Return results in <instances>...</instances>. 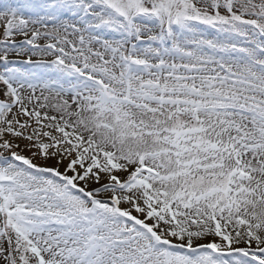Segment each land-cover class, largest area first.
<instances>
[{
    "label": "snow or ice",
    "instance_id": "snow-or-ice-1",
    "mask_svg": "<svg viewBox=\"0 0 264 264\" xmlns=\"http://www.w3.org/2000/svg\"><path fill=\"white\" fill-rule=\"evenodd\" d=\"M0 29V264H264V0H0Z\"/></svg>",
    "mask_w": 264,
    "mask_h": 264
},
{
    "label": "rangeland",
    "instance_id": "rangeland-1",
    "mask_svg": "<svg viewBox=\"0 0 264 264\" xmlns=\"http://www.w3.org/2000/svg\"><path fill=\"white\" fill-rule=\"evenodd\" d=\"M0 34H2V29H0ZM17 40H20V39H22L21 37H17L16 38ZM39 43H41V44H43V43H45V41H43V40H41V41H38ZM34 59H35V57H34ZM93 62H95V61H93ZM37 94H39V91H38V93ZM25 155H28V153H25ZM42 161H37V163H41ZM48 163L51 165V164H53L54 162L53 161H48ZM241 247H243L244 245H240Z\"/></svg>",
    "mask_w": 264,
    "mask_h": 264
}]
</instances>
